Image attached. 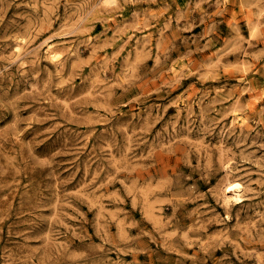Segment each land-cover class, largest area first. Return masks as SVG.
Instances as JSON below:
<instances>
[{
	"label": "rangeland",
	"instance_id": "rangeland-1",
	"mask_svg": "<svg viewBox=\"0 0 264 264\" xmlns=\"http://www.w3.org/2000/svg\"><path fill=\"white\" fill-rule=\"evenodd\" d=\"M0 264H264V0H0Z\"/></svg>",
	"mask_w": 264,
	"mask_h": 264
},
{
	"label": "bare ground",
	"instance_id": "bare-ground-1",
	"mask_svg": "<svg viewBox=\"0 0 264 264\" xmlns=\"http://www.w3.org/2000/svg\"><path fill=\"white\" fill-rule=\"evenodd\" d=\"M106 2V1H105ZM104 2V3H105ZM49 48H50V46H49ZM50 50V49H49ZM62 56H63V54H62ZM61 56L59 55V54H57L56 52H54L53 50L52 51H50V58H51V60H54V61H56V60H59V58H60ZM61 59V58H60ZM53 61V62H54ZM60 63V62H59ZM254 98V97H253ZM248 103V102H247ZM252 105V104H251ZM248 108V107H247ZM253 108V107H252ZM243 113V112H242ZM239 114H241V113H239ZM238 117V116H237ZM236 119H238V118H236ZM246 120V119H245ZM240 126H243V125H240ZM241 128H243V127H241ZM234 179V178H233ZM238 181V180H237ZM227 183V185H226V190H227V193H232L233 195H235V196H238V195H240L241 193V191H242V185H241V183H239V182H236L235 180H232V179H227V181H226ZM240 193V194H239ZM231 194V195H232ZM231 197V196H230Z\"/></svg>",
	"mask_w": 264,
	"mask_h": 264
}]
</instances>
